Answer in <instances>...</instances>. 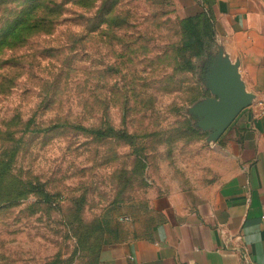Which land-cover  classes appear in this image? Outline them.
Instances as JSON below:
<instances>
[{
    "label": "rangeland",
    "instance_id": "obj_1",
    "mask_svg": "<svg viewBox=\"0 0 264 264\" xmlns=\"http://www.w3.org/2000/svg\"><path fill=\"white\" fill-rule=\"evenodd\" d=\"M77 1L0 0V264H102L127 205L227 165L196 113L215 50L179 55L207 0Z\"/></svg>",
    "mask_w": 264,
    "mask_h": 264
},
{
    "label": "crops",
    "instance_id": "obj_2",
    "mask_svg": "<svg viewBox=\"0 0 264 264\" xmlns=\"http://www.w3.org/2000/svg\"><path fill=\"white\" fill-rule=\"evenodd\" d=\"M209 9L215 47L254 95L221 134L226 168L201 193L161 191L127 205L101 245L102 264L264 262V0Z\"/></svg>",
    "mask_w": 264,
    "mask_h": 264
},
{
    "label": "water",
    "instance_id": "obj_3",
    "mask_svg": "<svg viewBox=\"0 0 264 264\" xmlns=\"http://www.w3.org/2000/svg\"><path fill=\"white\" fill-rule=\"evenodd\" d=\"M206 79L212 96L196 106L198 126L210 130L209 139L216 140L239 112L252 103L254 95L246 91L238 64L232 63L219 47Z\"/></svg>",
    "mask_w": 264,
    "mask_h": 264
},
{
    "label": "trees",
    "instance_id": "obj_4",
    "mask_svg": "<svg viewBox=\"0 0 264 264\" xmlns=\"http://www.w3.org/2000/svg\"><path fill=\"white\" fill-rule=\"evenodd\" d=\"M214 0L205 1L207 5L206 9H202L193 15L184 17L181 20L180 30H181V44L179 48V55L182 58V65L187 68L191 67V57L202 54L206 49L213 47L215 50L214 34H213V23L210 14V5ZM80 8L84 6V0H78L75 2ZM74 3V4H75ZM60 10L56 11L54 18H58L61 15ZM78 18L82 19L83 14L79 13ZM52 15L49 13L41 12L38 14V22H45L51 20ZM19 20H24L19 18ZM15 32L14 38H19L22 35L21 30L11 29ZM7 35H4L1 39H5ZM1 42V41H0ZM98 136L103 135V131L96 129L92 131Z\"/></svg>",
    "mask_w": 264,
    "mask_h": 264
},
{
    "label": "built area",
    "instance_id": "obj_5",
    "mask_svg": "<svg viewBox=\"0 0 264 264\" xmlns=\"http://www.w3.org/2000/svg\"><path fill=\"white\" fill-rule=\"evenodd\" d=\"M262 264H264V262Z\"/></svg>",
    "mask_w": 264,
    "mask_h": 264
}]
</instances>
